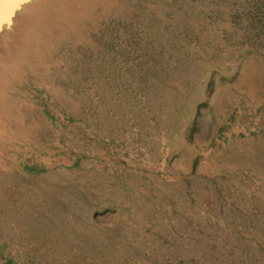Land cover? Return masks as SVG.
<instances>
[{"label": "rangeland", "instance_id": "rangeland-1", "mask_svg": "<svg viewBox=\"0 0 264 264\" xmlns=\"http://www.w3.org/2000/svg\"><path fill=\"white\" fill-rule=\"evenodd\" d=\"M112 3L0 116V264H264V0Z\"/></svg>", "mask_w": 264, "mask_h": 264}, {"label": "bare ground", "instance_id": "bare-ground-1", "mask_svg": "<svg viewBox=\"0 0 264 264\" xmlns=\"http://www.w3.org/2000/svg\"><path fill=\"white\" fill-rule=\"evenodd\" d=\"M115 0H27L0 27V116L16 109L22 77L49 72L58 52L76 46L89 23L96 25L103 8ZM57 51V53H55ZM55 53V54H54ZM19 98V96H18Z\"/></svg>", "mask_w": 264, "mask_h": 264}, {"label": "snow or ice", "instance_id": "snow-or-ice-1", "mask_svg": "<svg viewBox=\"0 0 264 264\" xmlns=\"http://www.w3.org/2000/svg\"><path fill=\"white\" fill-rule=\"evenodd\" d=\"M27 0H0V27L10 25L12 16Z\"/></svg>", "mask_w": 264, "mask_h": 264}]
</instances>
